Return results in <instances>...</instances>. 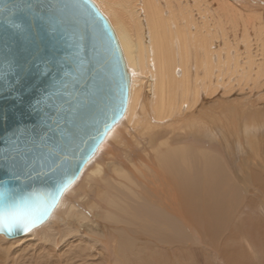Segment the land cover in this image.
Returning <instances> with one entry per match:
<instances>
[{
  "label": "bare ground",
  "instance_id": "6f19581e",
  "mask_svg": "<svg viewBox=\"0 0 264 264\" xmlns=\"http://www.w3.org/2000/svg\"><path fill=\"white\" fill-rule=\"evenodd\" d=\"M92 1L114 28L132 75L128 110L46 222L16 240L32 247L42 233L47 252L32 264H71L48 231L65 213L80 228L102 220L100 227L113 230L114 241L97 238L105 264H197L192 248L184 261L169 262L163 246L180 240L183 225L200 242L193 214L213 217L237 210V197L264 196V0ZM82 174L89 200L77 213L68 199ZM73 237L62 240L64 248ZM16 240L0 234V264L24 263L23 251L10 250ZM94 241H85L88 251ZM259 242L211 248L222 253L219 264H264ZM144 245L157 256L142 259Z\"/></svg>",
  "mask_w": 264,
  "mask_h": 264
},
{
  "label": "water",
  "instance_id": "95a60500",
  "mask_svg": "<svg viewBox=\"0 0 264 264\" xmlns=\"http://www.w3.org/2000/svg\"><path fill=\"white\" fill-rule=\"evenodd\" d=\"M131 84L118 36L92 0H0V190L22 195L75 177L69 189L125 116Z\"/></svg>",
  "mask_w": 264,
  "mask_h": 264
},
{
  "label": "rangeland",
  "instance_id": "374dc122",
  "mask_svg": "<svg viewBox=\"0 0 264 264\" xmlns=\"http://www.w3.org/2000/svg\"><path fill=\"white\" fill-rule=\"evenodd\" d=\"M137 158H139V157H137ZM227 161L231 162V159L227 158ZM225 165H226V163L223 162V166H225ZM238 168L241 169V166L239 164H238ZM86 186H87V182L85 180V175L82 174L81 178H79V180L73 185V188H71V191L73 193L71 192L72 194L69 196L70 200L68 199V202L73 203L74 205L77 206V208L75 209L77 213H78L79 209L85 208V203H87L89 200V198L86 197V189H85ZM93 196L96 198L95 191L93 193H91V195H90V198L92 199L91 201H94V199H95ZM250 197L252 199H250ZM250 197H243V198L237 197L236 199H234L235 203H232V206L235 205L237 210L232 209L231 212H219L218 214L217 213L211 214L213 217H207V215H204V214H195V215L193 214L194 217H191V220L193 221L194 227L197 228L198 231H200V233L202 235V239L199 242V240H197L193 236V233L191 232V230L186 225H183L184 231L180 237V240L177 242H171V244L169 245L170 248L168 247V245L163 246L166 248L161 253V256L163 257V259H165V260L167 259V260H169V262L170 261L171 262H179V261L182 262L186 259V256H188L190 254L191 259L197 260V264H219L222 262L220 260V257H219L220 254H222V253H220L218 251L217 252L213 251L214 249L211 248V246H219V245L231 246V245H234L235 243L241 242V241L248 242V239H250L251 241H260L258 244L264 242V234L258 235V237L255 235H252V228H255L257 231L258 227L260 228V226H261L263 231H264V227H263L264 226V223H263L264 222V196L262 197V199L258 198L259 201H257L258 199L255 198L258 196H250ZM251 202H253V203L255 202V204H252ZM90 204L92 205V203H90ZM79 206L82 208H80ZM87 206L89 207L90 205H86V207ZM60 216L57 218L58 220H54L51 222L50 228H49L50 230L48 229V231L50 232V234L54 235L60 241V243H59L60 246L57 247V250L59 252H61L60 254L62 256H64L65 259L68 258V260H69L68 263H71V264H105L106 259L103 256H105L106 249L103 247L102 243L97 240V238L99 235V237H105L110 242H112V241H114L113 230H111V228L106 229L103 226L100 227L99 224H103V222H104L102 220L100 223H97V224L92 223L89 220L88 221L89 223L87 222L88 227H84V228L81 227L80 228L81 225L78 222L77 217H74V216L68 217V215L65 216V213H62V215H60ZM93 220L98 222V220L95 218H93ZM195 225H197V226H195ZM252 225H254V226H252ZM98 227H100V229H98ZM78 228H80V229H78ZM30 233H28V234H30ZM28 234H26V235H28ZM72 234H74V235H72ZM26 235H24V236H26ZM2 236L6 240H8V239L9 240H13V239L16 240V239L24 237V236H22V237L18 236L19 238L18 237L6 238L4 235H2ZM71 237H73V239L71 240L70 245H66V247L64 248V246H63L64 243H62V240L63 239L67 240ZM93 238H95L94 242L99 244V245H95L96 249H93L92 251H88L86 245H89V244H87L85 241H92ZM29 239H31V238H29ZM35 239L38 240L39 243L35 246H32V247L29 246L31 244H28V242H26V239L21 241L22 243L25 242L24 243L25 245L19 244L21 246L16 244V243H21V242H19L20 240H16L14 242H9L12 244L15 243L13 245V247L10 248V250H12L15 247L14 249L18 250L19 252L23 251V253H21V254L24 255V259L23 260L21 259L22 262L19 260V262L23 263V261H24L23 264H25V263L26 264H32L33 262L37 261L35 256H39L40 253L46 254L47 251H45V252L41 251V248L45 245L44 241L42 240V233L40 235H36ZM27 241H28V239H27ZM72 242H74V244H72ZM208 242H209V244H208ZM258 244H257V246H258ZM53 245H55V241L50 240L48 247L53 246ZM183 245H185V246H183ZM17 247H22V248L17 249ZM185 247L186 248L188 247L187 248L188 250ZM200 247H201V249L198 250V248H200ZM189 248H192V249L190 250ZM217 250H220V248H217ZM25 251H26V253H25ZM187 251H189V254ZM193 251L194 252L197 251L196 252L197 256H196V254H194ZM172 252H173V254H172ZM174 252H175V254H174ZM209 252H211V254ZM89 254H91V255H89ZM182 254L183 255L185 254V256H183ZM216 254H217V256H216ZM106 256H107V254H106ZM154 256H157V254H152V248L150 245H147V246L144 245L142 247V251L140 254V257L142 259H147V258L151 259V257H154ZM161 256L159 258L160 260H162ZM131 258L137 259V256L134 255V256H131L127 259H131ZM217 258H219V259H217ZM117 259H120V258L118 257ZM117 259H115V257H111L109 260L113 262V261H116ZM176 259H177V261H176ZM29 262H31V263H29ZM53 262H54L53 259L50 258V263L54 264Z\"/></svg>",
  "mask_w": 264,
  "mask_h": 264
},
{
  "label": "snow or ice",
  "instance_id": "6c2138e0",
  "mask_svg": "<svg viewBox=\"0 0 264 264\" xmlns=\"http://www.w3.org/2000/svg\"><path fill=\"white\" fill-rule=\"evenodd\" d=\"M13 65H8V71L13 70ZM65 179L50 187L37 190L36 188L17 195V188H9L7 185L0 190V232L11 234L20 228L29 231L47 215L49 208L62 196L72 180Z\"/></svg>",
  "mask_w": 264,
  "mask_h": 264
}]
</instances>
